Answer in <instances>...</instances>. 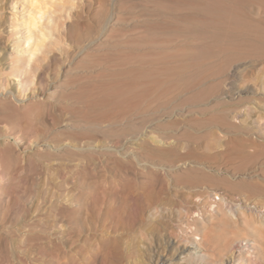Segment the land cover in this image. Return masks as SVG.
Masks as SVG:
<instances>
[{"label":"rangeland","instance_id":"1","mask_svg":"<svg viewBox=\"0 0 264 264\" xmlns=\"http://www.w3.org/2000/svg\"><path fill=\"white\" fill-rule=\"evenodd\" d=\"M17 1L0 0V63L14 12L51 16L80 128L56 130L46 100L15 121L35 95L10 81L0 264H264V0Z\"/></svg>","mask_w":264,"mask_h":264},{"label":"bare ground","instance_id":"2","mask_svg":"<svg viewBox=\"0 0 264 264\" xmlns=\"http://www.w3.org/2000/svg\"><path fill=\"white\" fill-rule=\"evenodd\" d=\"M18 1L20 2V0H18ZM28 1H33V0H28ZM28 3H30V2H28ZM9 7L11 8V6H9ZM13 7H15V5ZM16 13L17 12H14L12 17H10V19H9L10 21H8L10 23V24L8 23L9 24L8 35L10 36L9 38L14 40V42H12L13 43V51L8 56L9 62H8V66L6 68L3 65L4 62H3V64L0 63V94H2V95H0V122L2 123L3 120L6 121V119H9V118L11 119L12 117L15 116V121L21 119L18 121V123L20 121H21L20 123H22V120H24V119H22L23 117L26 118V116H29L28 118H30L31 115L33 116L34 112L36 110L38 112V108H40V105H42L44 103L43 101L46 100L45 102H47L48 105L50 104L49 106H52V108H54V110L57 109V111L60 115L59 119L57 118V120L53 123V126L55 127L56 130H58V129L71 130V129H75V128H80V126H77L78 124H80L78 119L76 120V119L71 118L70 113L68 112L69 109H68L67 102L64 101L63 99H61L60 96L62 94H59L60 92L64 91V88H65L63 77H64V75H66V73L68 71V70H65V68H67V66L63 68L61 78L60 77L56 78L57 77L56 74L52 72V70H55L56 64H57L58 59H59V57L57 59V55L54 54L55 50L58 51V52H56L57 54H60L62 52L59 53V49H61L63 47L62 46L59 48V46L63 43V38L60 35V33L57 34L56 31H58V30H56L57 28L55 29V25L53 23V18H51V20H49L50 19L49 17H51V16H48L46 25L44 26V28H40V25L37 24L38 22L40 23V21H38V22L35 21L36 19L33 18L34 15L31 14V12L29 10L26 9L25 11H22V14H20V17H18L19 14L17 15ZM39 14H40V12H39ZM42 14H44V13L42 12ZM41 16H43V15H41ZM38 17H39V15H38ZM43 18L44 17L39 18V19H43ZM43 21H44V19H43ZM30 26H32L31 27L32 29L29 28ZM58 26H60V25H58ZM63 28H64V26H63ZM8 35H6L7 38H8ZM9 41H10V39H9ZM6 43H7V41H6ZM62 57H63V55H62ZM66 61H69V60H66ZM66 65L69 66V63H66ZM59 68L61 70L62 67H59ZM45 74L48 75L50 78L52 77V79L51 80L49 79L50 81H48V77L43 78L44 76H46ZM53 79H54V81H53ZM11 80L15 83L13 85V88L16 89V92H18V95H19L18 97L21 98L22 95L32 94V93L35 95V97H34L35 99H32V101L28 100V102L22 106L21 111H19L21 108L19 110H16V111L14 110L15 108H17L13 105L14 101L16 99H15V97L13 98V96H12L13 93H11L12 91L10 93H8L9 89L11 90V88H10V86H11L10 81ZM52 88L55 89V92L49 93V91ZM38 96L39 97L43 96L44 100H40L41 98L37 99ZM57 98H60V99H59V101L57 100L58 102L56 104H54L52 102V100H55ZM47 103H45L44 105L46 106ZM12 105L14 106L13 112L15 111V114H16L14 116H13L14 113H12V111H10V110H12L11 109ZM8 106H10V107L7 108ZM9 111L12 113V114H9L10 116L8 115ZM17 111L19 112L18 114L16 113ZM37 112H35V113H37ZM33 117H31V118H33ZM62 117H64V118H62ZM16 118H17V120H16ZM13 119H11V120H13ZM235 119H237V118H235ZM62 124L64 125V127ZM29 125H30V122H29ZM260 125H261V123L259 124V126L255 125V126H257L256 129L260 130L259 133L261 135H264V127H263V129H261L262 127ZM20 126H22V125H20ZM25 126H27V125H25ZM102 128H107V126L104 125V126H102ZM53 135L50 138L56 137ZM58 135H62V134H58ZM47 136H48V134H47ZM66 138H68V139H66ZM65 140L66 141L68 140L67 142L71 143L72 144L71 146H74L75 149H79V150L81 149V145H84V147L87 146L88 150H90V148L92 147V145L95 142L94 138L83 140V139H80V138L75 137V136H73V137L66 136ZM51 141H53V143H54V144L52 143L53 145H60V142H61L60 140H57L55 138H54V140L52 139ZM4 151H6V149H4L2 151V153ZM44 152L41 151V153H43V154H39L40 152L38 150L37 156H40L43 158L46 156L48 157L49 153H46V152L44 153ZM68 152H70V151H67V153ZM7 154H8V152H7ZM69 154L71 157V154L73 155V154H75V152L74 153L70 152ZM3 155H5V154H2V156ZM5 156L3 158H5ZM7 156H6V161L9 162L11 160V158H9L10 156H8V157ZM65 156H68L67 158H70L69 155H67V154H65ZM8 158L10 160H8ZM0 160L2 162H6V161H3L4 159L3 160L0 159ZM31 242H34V240H32ZM21 243H23V242H21ZM22 246H24V245H22Z\"/></svg>","mask_w":264,"mask_h":264}]
</instances>
